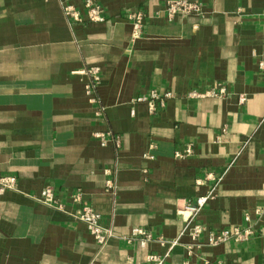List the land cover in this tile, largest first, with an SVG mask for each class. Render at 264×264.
<instances>
[{
    "label": "crops",
    "instance_id": "0c3cea01",
    "mask_svg": "<svg viewBox=\"0 0 264 264\" xmlns=\"http://www.w3.org/2000/svg\"><path fill=\"white\" fill-rule=\"evenodd\" d=\"M85 1L0 0V178L18 180L0 193V264H148L161 237L179 240L165 264H264V0H192L204 13L172 21L173 0H94L103 23L88 21ZM137 10L149 19L133 40L127 16ZM221 85L223 98L187 96ZM152 90L173 95L154 115L133 102ZM99 133L119 146H101ZM188 144L193 154L177 159ZM208 172L222 181L199 223L255 234L212 247L206 233L190 256L182 216L210 190L197 184ZM46 188L71 213L80 192L116 237L100 249L82 222L34 199ZM133 228L154 241L129 243Z\"/></svg>",
    "mask_w": 264,
    "mask_h": 264
},
{
    "label": "built area",
    "instance_id": "2783aa9c",
    "mask_svg": "<svg viewBox=\"0 0 264 264\" xmlns=\"http://www.w3.org/2000/svg\"><path fill=\"white\" fill-rule=\"evenodd\" d=\"M84 8L86 12V17L91 23H103L106 21L103 8L94 0H87L84 3ZM63 12L65 16L73 22H82V16L80 11H78L75 6L71 4L63 5ZM164 13L166 14L168 20L172 21L176 17L181 19L188 18L190 16H200L204 13V4L199 1L192 0H173L168 1L165 4ZM128 20L132 25V39L137 40L143 36L144 27L148 21L147 15L142 10L131 11L127 16ZM259 70L264 73V58L259 62ZM86 74L90 77V82L86 84L85 89L87 95L90 97L91 101H95V91L101 82L100 71L96 67H92L86 71ZM227 94L226 88L221 85L220 87L201 93L198 91H191L188 93L189 98H204V97H214L223 98ZM173 95L171 93L160 94L155 90L150 91L147 95H143L133 102H143L148 106L149 113L154 115L157 113L158 108L164 107L167 99L171 98ZM244 97H240V101L243 102ZM132 115H135V110L131 111ZM100 141L101 146H106L109 142V138H113L117 146H119L120 139L116 135L111 133H99L95 135ZM111 138V139H112ZM151 149H155L154 146ZM194 149L192 144H188L184 151L176 152L175 157L177 159H184L193 154ZM145 158H152L150 153L145 155ZM222 181L221 177H217L213 173H205L204 176L197 181V184L204 185L207 183H212L210 190L198 196L194 201L187 203L184 208V218L185 226L182 234H187L195 245H190L186 247L188 255L194 253V248L198 247L197 243L204 234H208V245L212 247H217L219 245L225 244L229 241H234L237 243H243L250 240L255 232L252 227L242 229L237 226H231L226 229L219 230L217 232L208 231V229L199 223L198 217L201 212L205 209L209 202H211L215 197V191L218 184ZM107 188L110 190L112 188V183L107 182ZM6 191H18V180L14 176H4L0 178V193ZM34 199L48 207L55 209L56 211L70 215L75 220L82 222L88 229V232L93 237L94 241L100 249H103L108 243L115 238L114 233L106 228L102 224V216L95 211L91 206L83 203V198L80 192L73 195V201L76 204L81 205L77 212L66 211L64 205L60 203L55 196V192L52 188L44 189L40 196L34 197ZM257 214H261L262 211H256ZM245 220L250 222V216H246ZM129 243L138 242L140 247L146 248L147 245L154 241L155 237L143 228H133L129 237L124 238ZM160 245L163 247L164 251L162 253H151L147 256L148 264H165L170 258L172 251L176 246L179 245V240H166L164 238L158 239ZM209 264V263H206Z\"/></svg>",
    "mask_w": 264,
    "mask_h": 264
}]
</instances>
